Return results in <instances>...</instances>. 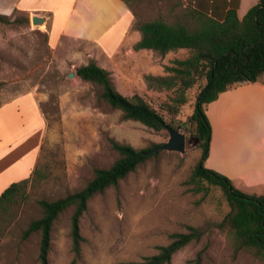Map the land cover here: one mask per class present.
Instances as JSON below:
<instances>
[{"label":"rangeland","instance_id":"374dc122","mask_svg":"<svg viewBox=\"0 0 264 264\" xmlns=\"http://www.w3.org/2000/svg\"><path fill=\"white\" fill-rule=\"evenodd\" d=\"M125 1L136 18L135 27L157 19L183 22L178 0ZM0 15L8 21L0 22V106L34 95L41 99L48 124L40 175L22 188L0 223V264H40L41 234L23 239L30 223L42 217L39 201H56L79 192L94 178L96 169L110 168L119 158L110 140L144 150L166 144L170 134L167 128L155 132L139 122L124 120L120 110L101 98V87L69 79L72 64L64 63L54 52L46 28L35 27L27 13L16 10ZM189 56L188 50L165 59L156 53L140 97L165 117L167 127L193 139L190 119L205 81L185 93L184 104L178 100L177 88L168 89L158 82L170 77L166 68L174 61ZM39 119L30 111L31 123ZM33 130L31 125L30 133ZM202 156L198 145L187 146L185 153L159 152L118 187L95 195L81 221L85 242L79 259L71 238L74 209L66 210L53 226L50 264L141 262L157 254L158 247L170 244L174 234L189 232V227L201 230L204 236L179 251L171 264H192L201 252L202 264H264L246 251L236 256L231 237L214 227L231 210L224 193L217 187L197 192L188 183Z\"/></svg>","mask_w":264,"mask_h":264},{"label":"trees","instance_id":"16d2710c","mask_svg":"<svg viewBox=\"0 0 264 264\" xmlns=\"http://www.w3.org/2000/svg\"><path fill=\"white\" fill-rule=\"evenodd\" d=\"M177 5L182 10L183 22L171 24L157 19L137 25L142 40L135 46V50H152L162 57L179 50L190 51L187 59L176 60L166 68L169 78L158 80L168 89L177 88L181 104L185 103L182 97L188 90L199 81H205L190 119L193 136L199 139L198 146L203 149V156L188 183L194 185L197 192H207L209 187H217L224 193L231 210L214 227L231 237L236 256L246 251L256 260L264 262V195L245 193L231 179L205 166L213 136L207 107L221 94L238 86L257 83L264 75V0H260L243 19L238 17L236 11H229L223 22L184 7L180 0ZM0 22L8 21L0 15ZM77 76L83 82L101 87V98L113 109L120 110L124 120L139 122L155 132L167 128L163 115L140 96L126 98L120 94L111 73L96 63L78 68ZM110 143L119 154L110 168L96 169L94 178L79 192L56 201H39L42 217L30 223L23 233V239L27 240L35 233L41 234L40 264H50L54 223L69 208L74 209L71 217L73 253L79 259L85 242L81 221L88 211L89 201L110 187H118L138 166L151 158L149 152L161 146L137 150L115 140H110ZM34 175H40L38 167ZM31 179L14 183L3 192L0 197V223ZM188 230L187 233L174 234L170 244L158 247L157 254L131 264H171L179 251L193 242L201 241L204 236V232L197 228L189 227ZM202 256L203 252L199 253L192 264H202Z\"/></svg>","mask_w":264,"mask_h":264},{"label":"crops","instance_id":"0c3cea01","mask_svg":"<svg viewBox=\"0 0 264 264\" xmlns=\"http://www.w3.org/2000/svg\"><path fill=\"white\" fill-rule=\"evenodd\" d=\"M180 1L184 7L219 22L231 10L243 19L260 2ZM16 10L31 18L47 19L51 48L64 63L72 64L67 77L74 72L75 80L83 82L77 69L94 62L111 73L117 91L126 98L140 96L146 87L145 77L150 76L148 69L154 65L156 53L135 50L142 33L135 27L136 18L124 0H0V14ZM30 111L40 118L39 122H30ZM207 116L213 136L205 166L231 179L245 193L264 195V75L257 83L221 94L207 107ZM47 127L41 99L34 95L20 96L0 106V197L12 184L32 178Z\"/></svg>","mask_w":264,"mask_h":264},{"label":"water","instance_id":"95a60500","mask_svg":"<svg viewBox=\"0 0 264 264\" xmlns=\"http://www.w3.org/2000/svg\"><path fill=\"white\" fill-rule=\"evenodd\" d=\"M46 21L47 19L44 17H39V16L32 17V22L35 27H41V28L46 27ZM75 76H76L75 73L72 72L68 75V78L74 79ZM167 130L170 134L169 141L166 144L155 148L154 150L149 152L148 155L152 156L162 151L185 153L187 146L195 147L199 144L198 138L194 137L193 139L192 138L187 139L184 134L179 133L172 127H167Z\"/></svg>","mask_w":264,"mask_h":264}]
</instances>
